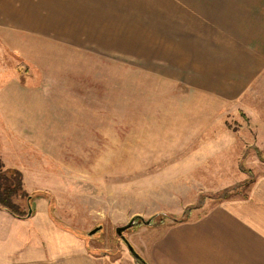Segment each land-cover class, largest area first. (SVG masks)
<instances>
[{"label":"crops","instance_id":"1","mask_svg":"<svg viewBox=\"0 0 264 264\" xmlns=\"http://www.w3.org/2000/svg\"><path fill=\"white\" fill-rule=\"evenodd\" d=\"M0 50L27 62L38 51L39 61L59 63L43 78L74 79L30 86V75L19 70L0 73V135L6 127L13 142L44 141L45 127L78 124L81 107L105 109L99 95L110 93V79L124 87L128 76L140 88L129 93H141L147 78L146 93L172 95L166 104L193 100L187 107L200 130L218 116L225 126L230 111L260 126L257 138L264 130V0H0ZM112 61L132 64L117 68ZM71 109L75 117L68 118ZM223 149L205 154L224 159ZM36 216L43 217L39 207ZM34 218L0 208V264L117 263L50 218L41 228ZM146 256L149 264H264V172L242 197L168 224Z\"/></svg>","mask_w":264,"mask_h":264},{"label":"rangeland","instance_id":"2","mask_svg":"<svg viewBox=\"0 0 264 264\" xmlns=\"http://www.w3.org/2000/svg\"><path fill=\"white\" fill-rule=\"evenodd\" d=\"M7 53L9 56L0 55V73L19 70L21 75L32 77L26 78L30 86L74 81L43 78V73L56 71L59 63L39 61L38 51L31 52L30 62L17 53ZM86 64L79 63V68ZM131 64L112 61L111 67L129 69ZM131 71L127 72L132 76ZM86 80L78 79L79 84ZM125 80L128 84L123 87L118 79H110V93L99 95L100 101L105 100V109L102 103L97 108L96 103L93 110H75L78 124L45 127L44 141L13 142L5 134L6 127L2 128L0 158L4 166L0 172H22L23 188L33 196L30 217H35L39 228L52 220L100 257L107 255L116 264H142L116 228L136 215L153 218L149 225L138 222L124 232L145 259L151 238L168 224L201 216L233 189L234 194L227 198L242 197L253 179L264 172V130L257 138L260 126L231 111L225 126L218 116L206 130H200L193 126L194 111L187 107V101L193 100L184 98L173 107L166 104L172 95L145 92L149 79L142 78L141 93H129L140 88L130 86L129 80L134 78ZM71 111L68 118L75 117ZM222 148L219 156L224 159L205 154ZM241 149L244 152L235 162L232 156ZM37 199L44 205L36 206ZM15 200L27 214V197ZM38 207L43 217L36 216ZM98 226L100 230L90 233Z\"/></svg>","mask_w":264,"mask_h":264},{"label":"trees","instance_id":"3","mask_svg":"<svg viewBox=\"0 0 264 264\" xmlns=\"http://www.w3.org/2000/svg\"><path fill=\"white\" fill-rule=\"evenodd\" d=\"M4 164L0 158V167H3ZM228 194L224 193V196L219 198L224 199L230 196V194H234L233 192ZM228 194V195H227ZM18 197H27V202L29 205V209L27 214L23 213L21 205L16 202V198ZM33 199V196L28 195L23 188V175L22 172L18 169L8 170L7 172H0V208L5 209L11 214L19 217V218H28L29 210L32 209L30 206V201ZM25 214V215H24ZM184 218L175 221H183Z\"/></svg>","mask_w":264,"mask_h":264},{"label":"water","instance_id":"4","mask_svg":"<svg viewBox=\"0 0 264 264\" xmlns=\"http://www.w3.org/2000/svg\"><path fill=\"white\" fill-rule=\"evenodd\" d=\"M32 214V209L29 210V217ZM138 222H143L146 225H149L153 222V218H149V219H145L143 216L141 215H136L134 216L127 224L122 225V226H118L116 228V233L119 237H121V239L125 242V244L127 245L129 251L131 252V254L138 260L140 261L142 264H149L135 249V247L130 243V241L125 237L124 232L126 230H128L129 228L133 227L134 225H136ZM101 229V226L96 227L95 229H93L90 233H95L98 230Z\"/></svg>","mask_w":264,"mask_h":264}]
</instances>
